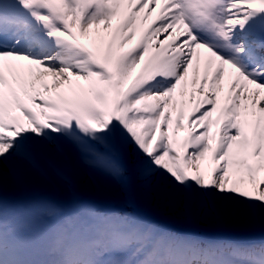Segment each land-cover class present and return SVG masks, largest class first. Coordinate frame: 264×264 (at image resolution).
<instances>
[{
	"label": "snow or ice",
	"instance_id": "6c2138e0",
	"mask_svg": "<svg viewBox=\"0 0 264 264\" xmlns=\"http://www.w3.org/2000/svg\"><path fill=\"white\" fill-rule=\"evenodd\" d=\"M73 158L130 206L264 222V0H0V264H264V243L67 213ZM29 170L59 190L10 203Z\"/></svg>",
	"mask_w": 264,
	"mask_h": 264
},
{
	"label": "rangeland",
	"instance_id": "374dc122",
	"mask_svg": "<svg viewBox=\"0 0 264 264\" xmlns=\"http://www.w3.org/2000/svg\"><path fill=\"white\" fill-rule=\"evenodd\" d=\"M31 173L33 175L31 177L33 179L38 176L36 173H34L32 171H31ZM97 181H98L99 185H100V183L102 181V182H104L106 184V186H109V188L112 189V192L111 191H108V192L100 191V196L104 200L108 201L110 199L112 193H114V194H116L118 196V199L121 202L126 203L129 207H133V206H130L123 198H121L119 196L118 188H117L116 184L113 181H110V180H108V179H106L104 177H99V176L97 177ZM145 207H146V209H145L146 212L165 214L166 217H168L169 219L182 220L181 217H179V215L177 213L180 210V207H174L171 204H169L168 202L162 201L159 198H154L152 201H146ZM210 221H215V214L205 215V214L201 213V224H204V222L208 223ZM227 221H228V225H229V223H231V226H232V228L235 231L242 230V229H252L253 228L252 224H251V221H248V220H245V219H238V218H234L232 216H229ZM204 230H206V231H214V229H212L211 227H204Z\"/></svg>",
	"mask_w": 264,
	"mask_h": 264
},
{
	"label": "bare ground",
	"instance_id": "6f19581e",
	"mask_svg": "<svg viewBox=\"0 0 264 264\" xmlns=\"http://www.w3.org/2000/svg\"><path fill=\"white\" fill-rule=\"evenodd\" d=\"M47 79H48L49 81H51V77H47ZM71 168L75 169V170H74V175H75L77 178L80 179L82 173H81L80 167H79L78 163L76 162L75 158H73V162H72V165H71L70 169H71ZM81 185H82V188L84 187V189H85L86 191H89V192H90L91 196H93V197L99 196V193H100L99 191L91 190V189L87 188L83 183H81ZM92 199H95V198H92ZM144 203H145V201H144L143 199L138 200V207L141 208V205L144 204ZM141 209H142V208H141ZM199 216H200V212H198V214H197V217H199ZM228 239H229V238H226V239L222 240L223 243L226 244V243L228 242ZM237 240H238V239H237ZM231 242H232V241H231ZM212 244H214V243H212ZM233 244L244 245V243H236V241H234Z\"/></svg>",
	"mask_w": 264,
	"mask_h": 264
}]
</instances>
